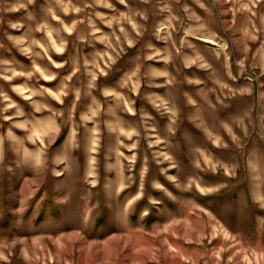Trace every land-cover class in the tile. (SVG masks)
<instances>
[{"label": "rangeland", "instance_id": "374dc122", "mask_svg": "<svg viewBox=\"0 0 264 264\" xmlns=\"http://www.w3.org/2000/svg\"><path fill=\"white\" fill-rule=\"evenodd\" d=\"M0 264H264V0H0Z\"/></svg>", "mask_w": 264, "mask_h": 264}]
</instances>
